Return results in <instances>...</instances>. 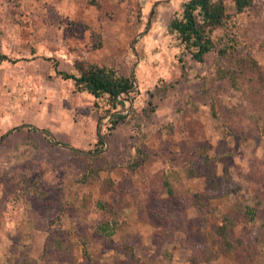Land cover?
<instances>
[{
  "label": "rangeland",
  "instance_id": "1",
  "mask_svg": "<svg viewBox=\"0 0 264 264\" xmlns=\"http://www.w3.org/2000/svg\"><path fill=\"white\" fill-rule=\"evenodd\" d=\"M69 1L0 0V264H264V0L238 15V28L212 30L215 41L234 32L245 44L198 62L167 31L189 0ZM61 56L69 71L86 59L130 77L124 106L100 117L106 101L71 94L70 78L41 94L29 61ZM13 72L21 79L4 78ZM128 153L146 158L131 168ZM188 167L239 186L207 200L204 224L193 193L206 191V175ZM27 198L33 212L21 215ZM227 211L231 251L215 233Z\"/></svg>",
  "mask_w": 264,
  "mask_h": 264
},
{
  "label": "trees",
  "instance_id": "2",
  "mask_svg": "<svg viewBox=\"0 0 264 264\" xmlns=\"http://www.w3.org/2000/svg\"><path fill=\"white\" fill-rule=\"evenodd\" d=\"M235 10L232 13H225V7L221 0H189L185 4L183 14L180 18H173L168 27V33L177 34L178 38L190 53V58L195 61H202L203 57L211 50H215L217 54H226L232 47H236L239 44H245L237 38V35L233 32L231 34H225L219 41H215L212 37V30L214 27H219L226 23L230 24L232 28H238L237 18L243 10L253 3V0H233ZM199 15V20L196 18V14ZM96 47H100V43L96 44ZM2 59H7L6 56L2 55ZM254 62V61H253ZM256 64V63H254ZM73 69L69 73L59 72L64 78H70L74 82V89L79 93H88L95 98L104 99L109 106L107 111L100 113V117L105 116L114 109V106H124L123 101L120 100L121 94H129V90L133 87V81L130 77L120 74L113 67L105 64H97L86 59H76L72 63ZM213 118L219 121L225 136L236 137L235 127L229 117L222 115L220 111H211ZM125 115H114L111 117V125L115 126L119 121L123 120ZM220 117V118H219ZM229 121V122H228ZM97 143L103 145V136L97 132ZM102 147V146H101ZM136 147V146H135ZM135 151L143 153L144 151L135 148ZM148 156L147 153H145ZM109 158V155H106ZM136 154L128 153L123 157V162L134 158ZM91 158L97 157L96 155L90 156ZM135 161H131L129 164L131 168L137 167L146 158L145 156H139ZM207 159V158H206ZM205 164L208 166L209 159L205 160ZM187 175L189 177H200L205 176L206 191L204 193H193L195 200V207L199 215L203 218L205 216V209L207 200L209 198L220 197L227 195L229 191L236 190L230 182L226 179H219L214 172L209 174H203L201 169L188 167ZM230 183V184H229ZM228 186V187H227ZM35 189V188H33ZM29 190V191H27ZM25 188L22 190L21 195L25 196L30 194L32 191ZM205 222L203 218L202 224ZM235 217L233 211H227L220 218V223L215 227V233L219 237V245L223 251H231L235 246L234 243L229 239L228 235L230 229L235 225ZM56 248L60 249L62 242L59 240L54 241ZM250 255V251L248 252ZM24 264H36V258L25 259Z\"/></svg>",
  "mask_w": 264,
  "mask_h": 264
},
{
  "label": "crops",
  "instance_id": "3",
  "mask_svg": "<svg viewBox=\"0 0 264 264\" xmlns=\"http://www.w3.org/2000/svg\"><path fill=\"white\" fill-rule=\"evenodd\" d=\"M58 3L69 4L71 2L70 1L69 2H65V0L64 1L63 0H55L54 5L58 4ZM42 15L43 14L41 13L40 17H42ZM57 34H58V31H57ZM37 54L40 55V52H38ZM43 54H47L46 51ZM35 55L36 54H33V56H35ZM46 56H48V55H46ZM55 58H58V57H55ZM11 60H13V59H11ZM61 60L58 63H55V64L52 63V61L49 59V57L45 58V60L43 58H37V59H31L29 61V62L36 63V64H37V62L39 63V66H40L39 70L37 69L36 71H33V72L29 73V74L37 75L41 79V82H42L41 83L42 86L40 87V93L41 94L43 92L47 93L49 90L56 89L60 85V82H61L60 80H63L64 78L59 74V72H65V73H69L70 72L69 71L70 67H69V65H67L63 61L64 58L62 56H61ZM17 64H18L17 66L16 65L11 66L10 69H12L14 71L16 70L15 68H17V67H18V69H20V64H21V66L23 65V60L22 59H17ZM65 64H66V67H68L66 69L62 68V67L65 66ZM0 67H1V65H0ZM19 72L21 73V71H19ZM12 75H14V77H9L8 76V78H6V77H4V78L5 79H12V78L21 79L20 74L18 72H16V73L13 72ZM26 75H27V72H26ZM31 77H33V76H31ZM75 92L76 91L74 89V82H73V90L70 93L74 94ZM59 99L61 100V98H59V97L56 98V100H59ZM58 110H61V108H58ZM68 147L74 148L75 150L79 149V147L77 145H73V144L68 145ZM28 200H29V198H27L26 201H22V203H21L20 210L18 211L21 215H23V214L26 215L24 213V210H26L27 215L30 214L31 212H33V211H29Z\"/></svg>",
  "mask_w": 264,
  "mask_h": 264
},
{
  "label": "water",
  "instance_id": "4",
  "mask_svg": "<svg viewBox=\"0 0 264 264\" xmlns=\"http://www.w3.org/2000/svg\"><path fill=\"white\" fill-rule=\"evenodd\" d=\"M121 95H123V94H121ZM104 139V138H103Z\"/></svg>",
  "mask_w": 264,
  "mask_h": 264
}]
</instances>
